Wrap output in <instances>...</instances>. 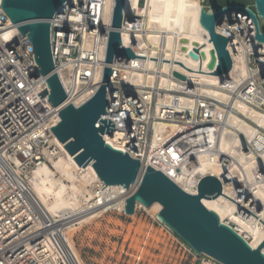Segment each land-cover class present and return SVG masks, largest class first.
<instances>
[{
    "label": "built area",
    "instance_id": "2783aa9c",
    "mask_svg": "<svg viewBox=\"0 0 264 264\" xmlns=\"http://www.w3.org/2000/svg\"><path fill=\"white\" fill-rule=\"evenodd\" d=\"M102 6L103 0H68V5H64L49 23L54 72L75 108L82 105H75L78 96L91 89L97 90L91 79L99 64L101 46L105 47L106 55L109 34L101 25ZM142 18L135 15L132 20H123L119 30L120 48H129L134 56L137 54L133 47H123L121 31L136 32L145 37ZM218 27L222 33L217 31ZM253 28L251 19L238 12L224 14L215 25V32L228 39L226 49L231 63L234 55H240L248 69L241 83L234 87H228L222 76H216L219 84L215 89L264 111V49L249 48L256 37ZM11 29L10 20L0 9V264H74L60 239V227L66 220L53 218L45 211L30 187L34 171L45 164L50 166L49 156H55L59 151V147L52 143L55 136L50 130L59 123V112L47 101L49 89L38 72L27 35H21L19 31L8 34ZM85 40L90 42L89 50H84ZM191 53L194 51L188 50L186 56L193 59ZM201 54L197 50V61H200ZM163 59L159 53L156 60ZM131 61L122 57L113 59L108 105L101 118L113 123L112 134H116V143L123 149L121 152L142 165L150 151L149 132L154 120V100L159 91L150 88L148 96L144 97L131 86L120 83V72H115V67L130 68ZM157 62V66L162 63ZM139 64L144 66V62ZM216 69L217 61L212 73ZM174 73L183 76L184 80L174 77ZM165 76L174 83L171 93L198 102L188 109L191 115L186 125L191 129L160 143L155 149L154 158L159 166L164 171L170 169L179 173L184 167L193 168L197 156L209 151L207 145H210L211 137L206 126L217 124L212 116L217 102L198 95V77H185L177 71H170ZM169 108L172 107L162 109L165 116L159 120H174ZM224 108L227 109V105ZM218 124L222 125V122ZM196 139L200 141H194ZM79 216L76 213L71 219ZM179 241L192 264H221L206 254L197 256Z\"/></svg>",
    "mask_w": 264,
    "mask_h": 264
},
{
    "label": "bare ground",
    "instance_id": "6f19581e",
    "mask_svg": "<svg viewBox=\"0 0 264 264\" xmlns=\"http://www.w3.org/2000/svg\"><path fill=\"white\" fill-rule=\"evenodd\" d=\"M203 1L200 0L201 3ZM200 2L199 0H125L124 21L132 20L135 15L143 17L142 23L146 33L144 37L136 32L121 31L123 47L131 46L137 57L149 59H157L160 53L164 58L162 61L179 63L182 67L167 62L157 66V61L135 58L126 59L132 60L133 64L130 68L115 67V72H120V83L131 86L141 96L147 97L150 88L159 91L154 100L152 112L154 120L149 132L150 151L142 161V165L163 172L189 195L197 194V185L201 178L206 176L217 178L222 184L221 195L224 197L219 195L213 200L202 199V205L208 211L215 213L222 224L236 231L252 249H257L264 240V111L247 104L241 98H231L228 93L215 89L219 84L217 77L208 75L212 73L208 65L211 61L210 52L213 44L209 41L208 32L199 22ZM114 3L115 0H103L101 25L105 31L111 29ZM15 31L18 29L12 24V29L7 33L11 34ZM217 31L223 32L219 27ZM176 46L177 50H175ZM90 47L89 40H85L84 50H89ZM249 48L264 49V43L253 39ZM192 49L200 50L204 57L200 61L188 58L186 52ZM233 59L230 71L221 77L226 80L228 87L241 83L248 72L240 55H234ZM98 60L99 64L91 79L96 89L101 84L105 64L103 46L98 50ZM142 62L144 66L139 64ZM170 71H177L185 77H198L200 85L198 95L217 102L212 111L213 119L217 124L206 126V131L211 137L210 145H207L209 151L197 156L193 168L184 167L179 173L170 169L164 171L154 158L155 149L160 143L191 129L186 125L188 116L191 115L188 109L198 102L188 96L171 93L174 90V83L165 76ZM94 93L95 89H91L81 94L75 99V105L83 104ZM224 105H227V109ZM168 106L172 107L169 111L174 120L172 122L159 120L165 116L162 109ZM219 121L222 125L218 124ZM202 130L205 132L204 129ZM112 133L113 131L103 135L104 141L114 149L123 151L116 143V134ZM194 141L199 142L200 139ZM52 143L59 147V151L55 156H49L50 166L45 164L34 171L30 179V187L45 211L53 218L66 220L60 227L61 242L74 264H84L71 240L73 232L112 210L127 215L125 201L137 185L134 184L129 189L121 185L105 186L91 164L83 168L78 166L73 160L74 157L56 137ZM138 208L154 212V217L160 222L157 216L162 207L159 203H154L149 209L136 203L134 212ZM76 213L80 216L71 219ZM166 228L169 230L168 227ZM260 251L264 254V244Z\"/></svg>",
    "mask_w": 264,
    "mask_h": 264
},
{
    "label": "water",
    "instance_id": "95a60500",
    "mask_svg": "<svg viewBox=\"0 0 264 264\" xmlns=\"http://www.w3.org/2000/svg\"><path fill=\"white\" fill-rule=\"evenodd\" d=\"M124 3L125 0H115L114 3L101 84L89 100L75 108L67 99L54 72L50 48V20L64 5H68V0L1 1L3 13L20 34L27 35L31 42L34 61L39 68L37 71L46 80L49 89L47 101L59 112L60 121L50 130L64 144L78 166L83 168L88 164L92 165L105 186L121 185L129 189L130 186L137 185L125 201L127 215L134 214L136 203L147 209L154 203H159L162 207L157 216L160 222L197 256L203 253L221 264H264V254L260 251L264 240L257 249H252L236 231L222 224L215 213L202 205V199L213 200L222 194V184L217 178H201L197 194L189 195L162 172L141 165L139 161L114 149L102 139L104 134H110L114 129L112 122L101 117L108 105L109 78L114 71L111 70V63L115 57L148 59L182 67L175 62L137 57L129 48H120L119 30L125 19ZM200 8V25L208 32L209 41L213 44L208 68L213 70L217 61L216 71L208 75H226L232 66L226 49L228 39L215 32V25L224 14L238 12L248 16L255 28V40L264 43V0H204L200 2ZM192 50L194 53L190 56L197 59L198 49ZM203 57L201 54V58ZM174 77L184 80L178 73H174Z\"/></svg>",
    "mask_w": 264,
    "mask_h": 264
},
{
    "label": "rangeland",
    "instance_id": "374dc122",
    "mask_svg": "<svg viewBox=\"0 0 264 264\" xmlns=\"http://www.w3.org/2000/svg\"><path fill=\"white\" fill-rule=\"evenodd\" d=\"M71 240L84 264H192L179 239L143 208L132 216L106 212Z\"/></svg>",
    "mask_w": 264,
    "mask_h": 264
}]
</instances>
